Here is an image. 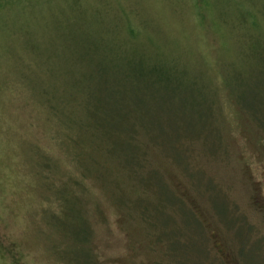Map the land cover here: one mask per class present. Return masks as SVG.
<instances>
[{
	"label": "rangeland",
	"instance_id": "rangeland-1",
	"mask_svg": "<svg viewBox=\"0 0 264 264\" xmlns=\"http://www.w3.org/2000/svg\"><path fill=\"white\" fill-rule=\"evenodd\" d=\"M3 5L11 54L20 62L28 53L34 56L39 67L32 77L47 76L45 69L55 79L63 76L70 55L89 35L139 48L181 74L182 98L173 89L168 96L128 102L147 110L135 113L143 117V134L194 135L174 143V160L146 145L150 163L161 170L169 190L208 222L213 239L206 250L225 253L228 261L232 250L247 264H263L255 248L264 249V58L255 66L250 62L253 48L264 47V0H4ZM20 25L33 31L26 44ZM5 60L0 63V264H181L170 249L178 244L170 247L162 233L168 227L156 222L155 213L142 215L134 208L144 200L161 204L162 181L146 186L138 181L139 172L123 169L117 141L93 135L80 123L86 114L64 99L63 109H75L67 124L82 142L73 143L45 99H38L41 80L25 83V61ZM113 65L115 60L96 54L78 67L97 79L115 75ZM73 201L80 204L79 213L67 208ZM166 214L169 226L184 221L175 205ZM247 230L255 242L250 252ZM179 231L193 235L185 224Z\"/></svg>",
	"mask_w": 264,
	"mask_h": 264
},
{
	"label": "trees",
	"instance_id": "trees-1",
	"mask_svg": "<svg viewBox=\"0 0 264 264\" xmlns=\"http://www.w3.org/2000/svg\"><path fill=\"white\" fill-rule=\"evenodd\" d=\"M3 4L4 0H0V46L2 45V47H0V57L3 55L5 59L11 63L13 57L15 61L16 58L14 54H11V50H14L12 49L13 44L12 42H8L9 39L7 38L12 37L6 35L10 32V27L5 18L7 12L3 10ZM19 27H22L21 30L19 28V31H21V36H25L23 43L26 44V39L30 38L33 31L26 26L20 25ZM15 28H17V26ZM15 28H13V31H15ZM130 30H132V28H130ZM27 34L29 35L28 37H26ZM14 36L13 40L15 39ZM98 37L99 40L91 35L81 38V41L79 42V44L81 43L82 45L81 48L72 52L70 59H67L70 66L66 68L65 74L58 77V79L54 78L51 73L52 70L49 71L45 69L43 66L44 64H41L42 62L40 60L39 65L45 69L44 71H46L47 76L44 75L43 78L38 75L32 77L33 72L34 74L38 72L36 68L38 69L39 66L35 62L34 56L31 53L29 54L28 50L25 49V52L28 53V55L21 58V62L20 59L16 61L17 63L25 61L26 68L28 69L25 83L30 82L33 79L34 83H30L33 86L34 84H38L41 80V89L39 91L41 95L38 92V95L40 96L38 99H45L50 106L52 114L57 116L58 124L65 132L71 134L70 140L73 141V143H75V139L76 144L81 145L82 142L79 143L78 138L75 136L76 134L72 133V127L70 128L67 124V122L72 123L74 121L73 111H75V109L70 106H65L63 109L61 103L64 99H69L66 104L71 105L73 103L75 108L80 107V114H86L84 117L81 116L82 122L80 123L81 125H88V128L93 132V135L100 133V136L102 138L104 137L108 142L110 140L117 141L115 146L121 154L120 158L123 164H121V166L123 169L133 171L134 175L139 172L138 174L143 176V178L140 179L138 174L136 177L138 181H142L146 186L154 187V185L160 180L162 181V184L164 185L162 195L164 201L161 204L157 205V203L153 204L152 201L150 203V201L144 200L140 203L134 204V208L140 210L139 212L142 215L155 213L156 222L160 221L163 226L168 227L167 229L162 230V233L167 235L170 247L172 242L178 244V247H171L170 249H173V251L180 255L181 264H247L241 259V257H238L235 251L233 252L231 250L230 254L226 253V255H230L232 258V260L230 258L228 261L225 258V253L224 256L219 254L218 256L214 255V251H211L213 248L205 249L206 246L209 245L208 242L211 243V240L213 239L211 236L209 237L207 229L205 228V225L207 226L208 222L205 223L204 219L198 215L196 206L192 207L186 203L184 196L174 195L173 192L169 190L168 185H165L163 181L161 170H159L154 164H151L149 156H147L146 145H152L156 149L168 152L173 159V156H171V149L173 148L174 143L176 142L177 144V141L181 142L185 139H194V135L187 132L182 133L179 136H175L173 133L171 135L172 137L151 138V136H147L148 134L145 135L142 133L143 131H141H146L143 117H141L142 119H137L135 115L137 111L140 113H146L147 110L143 106L137 107L134 105L133 108L128 103L129 101H133V98L138 100V102H142L146 97H154V99L156 97H164L166 92L168 96L169 92L173 89L177 91V96L182 98V75L175 70L167 69L165 65L161 64L163 61L147 57L145 52L141 51L139 48L126 49L123 48L121 44L113 41L109 44L105 42L104 37ZM16 40L19 42V37H17ZM86 41L88 43H86ZM101 44L108 47V49H103ZM253 51L255 53V58L254 62L250 63L254 66L261 64L264 58V47L262 45L255 46ZM96 54L106 59L109 58L115 60V66L113 65L117 69L115 75L104 77L99 75L97 79H90L86 77V71L82 67V70L80 71L81 68L78 66L80 64L87 66V62L90 63L94 60ZM117 57L119 59H115ZM5 59L4 62L0 63L6 64L7 61ZM71 64H74L73 68L71 67ZM111 66L112 65H108L107 71L111 69ZM2 69L3 68L0 66V71ZM61 77L62 79H60ZM28 78H30V80H27ZM45 78H48V80L42 82ZM89 80H93L98 84L101 83L100 81H108V83L111 82V86L107 88H99L97 85L92 86ZM176 81L179 82L176 83ZM68 86L70 88H68ZM204 86L205 88H209L206 85ZM183 90L185 89L183 88ZM161 92L164 93L161 95ZM109 99H112V101L107 103L106 100ZM69 101H72V103H69ZM211 112L210 109L206 112L207 118H210ZM59 114L63 115L62 118ZM188 136H190V138H186ZM205 145L211 151L216 149L210 144L205 143ZM111 151L112 150H109V154L112 156L113 154ZM136 177L134 178L136 179ZM155 179H158V182H155ZM79 205L80 204L76 201H73V203L67 205V208H69V211L79 213V211H81V206ZM170 205L176 206L179 214L184 216V221L180 220V222L176 223L172 220V223L174 224L169 226L171 216L166 214V209ZM72 206L75 207L74 210L72 209ZM73 217L74 214H71L70 218L73 219ZM161 217H163V219H160ZM182 224L190 227L193 235H195L194 238L193 235L189 238L187 234L179 231ZM248 232L249 230L245 233V241H247L246 248H248V251L250 252L251 250H254L255 245L253 244L255 242H253V244L251 243L252 240L250 239V234ZM233 250H235V248H233ZM255 255V258L264 264V249L259 248V245L255 248Z\"/></svg>",
	"mask_w": 264,
	"mask_h": 264
}]
</instances>
